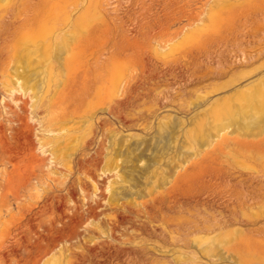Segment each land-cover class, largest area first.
Returning <instances> with one entry per match:
<instances>
[{
  "label": "rangeland",
  "instance_id": "1",
  "mask_svg": "<svg viewBox=\"0 0 264 264\" xmlns=\"http://www.w3.org/2000/svg\"><path fill=\"white\" fill-rule=\"evenodd\" d=\"M2 1L0 264H264V0H101L110 58L34 93L11 41L63 0Z\"/></svg>",
  "mask_w": 264,
  "mask_h": 264
},
{
  "label": "bare ground",
  "instance_id": "2",
  "mask_svg": "<svg viewBox=\"0 0 264 264\" xmlns=\"http://www.w3.org/2000/svg\"><path fill=\"white\" fill-rule=\"evenodd\" d=\"M0 1H2V0H0ZM3 1L5 2L7 0H3ZM3 1H2V4L4 3ZM36 1H37V3H41V4L43 2H45V0H36ZM37 3H36V5H41V4H37ZM104 4L101 0H63L61 5L54 6V5H56V4H54L53 7L51 8L52 10H54V12L56 10H58V8H60V6H61V8H63L61 11H56V13H55L56 18H58L57 22L60 20L59 25L57 24L58 26H57V28L54 27V30L50 29L49 30L50 33L44 29L41 31L39 30V32L37 34V38H36V39H38V36L41 35L42 37H39V40L41 38L44 39V38H46V35H48V33H49V35L47 36V38H48L47 41H44V40L39 41L38 40L39 41L38 42V41L28 40V39H25L23 36H18V34L20 32H17L18 33L17 34L15 31H13L17 34L18 38L16 39V37H15L14 40L11 41L13 43V44L11 43V45H12V47L13 46L14 47L12 49L13 51L11 50L12 53L9 51H8V53H11L10 55H11V57H13L12 59H14V57L19 58V59L15 58V61L19 60V63H20V60H21V63H20L21 68L17 66V67H15L16 68L15 71H18L19 73L20 72H25V73L27 72V74L24 78L22 76H17V74L16 75L14 74L13 77L15 79L18 78V79L24 80L25 82L27 81L28 83H30L29 84L30 86L27 88L31 89L33 93L36 91V89L43 88L44 84H45V87L47 86V88H49L50 82L54 86L61 85L62 83L59 84V82H61V81H60L59 75L57 73L58 70L64 71L68 66L72 67L71 61H73V60L76 61L78 59V58L77 59L73 58L74 52L79 51L80 48H84L83 52L85 51V53L89 52L88 56L93 55L92 57H96V59H100L101 65L104 64V62L110 58V57L109 58L106 57L107 56L106 42L108 40L107 36H109V33L112 32L111 30L116 29V27H115L114 29L110 30V28H113L110 25L113 26V24L116 23L114 20L115 14L112 13V11H110L108 7L104 8L105 7V6L103 7ZM44 5H46V4H43L42 6H44ZM5 9L6 8H4V10ZM6 11L10 13V10H6ZM7 12L4 11L5 14ZM21 14L25 15L26 12L18 9V11L16 13H14L13 15L10 13L8 16L12 15L11 19L14 22L18 18L21 17ZM30 17H32V16L30 15ZM28 19L30 20L29 16L26 18V20H28ZM57 22H55L53 24V26H56ZM9 23H11V22H8V25H9ZM110 23H113V24H110ZM19 24L21 25V23H19ZM17 25H18V23H17ZM17 25L16 26L14 25V26L19 27ZM7 26L5 27L6 29L14 30V27L9 29L10 25L8 27ZM47 26H48V24H47ZM118 26L121 27V23ZM118 26H117V28H118ZM15 29L19 30V28H15ZM9 33H12V32H9ZM21 37H23V38H21ZM94 37H96V40L98 42V45L95 47L92 46V43H94V42H92ZM17 43H19V44H17ZM14 44H16V45H14ZM95 48H98V49L94 50ZM94 54H96V55H94ZM72 58H73V60H71ZM15 61H14V63H15ZM41 63H43V65L45 66V67H41V68H45V76L46 77H45V79L44 78H41V79L38 78L39 74L42 72L41 71V72L35 74L38 76L36 78L33 77L34 78V80H33V78L29 77L32 74L34 75V73L31 72V70H33L32 67H34V65H36L35 67L39 68L38 65ZM35 70H36L35 72H38L37 71L38 69H35ZM30 79H32L34 82ZM62 82H63V80H62ZM58 88H59V86H58ZM56 89L57 88H55V90ZM56 91H54L55 94H56ZM54 96H56V95H54ZM258 111L259 112L261 111L263 114L264 106H260V108H258ZM158 130H160V129H158ZM122 139L123 140H121L120 143L122 146L124 145V147H125V144H124L125 143V136L122 137ZM111 144H113V143H111ZM113 146H114V144H113ZM125 148H127L125 153L127 154L126 157L128 158V159H125V162L126 163L132 162V159L130 160V158H131L132 154L137 152V148L135 146H128ZM119 149H120V147H119ZM119 151L121 152V149ZM133 161H136V160H133ZM17 163L18 162L15 161L13 164V167L15 169L17 168ZM137 163H140V162L138 161ZM112 164L118 165V161H116ZM133 167L137 168L139 166L134 164ZM135 168H133V169H135ZM28 170H29V165L27 163H24L23 166H21L20 171L25 172ZM13 221L15 222L16 219H14ZM18 221H20V220H18ZM19 229H23V226H20ZM3 232H5L4 236L7 237L6 233L9 235L10 229L5 228L3 230ZM15 237L16 236H12L10 238V243L8 245L3 246L4 250L6 248V249H10V251H11L13 244L17 242ZM207 252H209V250ZM3 255H2V257H3ZM187 257H189V256H187ZM192 257H194V256H191V259L193 260ZM183 258L184 257H180V256L176 257V258L173 257V259L175 261L179 260V262L180 261L186 262L185 258L184 259ZM190 264H192V263H190ZM193 264H197V263H193Z\"/></svg>",
  "mask_w": 264,
  "mask_h": 264
}]
</instances>
